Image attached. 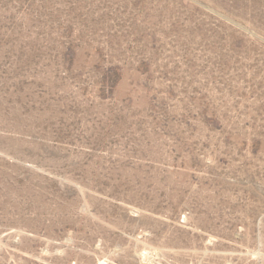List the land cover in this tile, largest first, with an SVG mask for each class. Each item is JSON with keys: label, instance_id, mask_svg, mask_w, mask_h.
Wrapping results in <instances>:
<instances>
[{"label": "rangeland", "instance_id": "obj_1", "mask_svg": "<svg viewBox=\"0 0 264 264\" xmlns=\"http://www.w3.org/2000/svg\"><path fill=\"white\" fill-rule=\"evenodd\" d=\"M0 264H264V0H0Z\"/></svg>", "mask_w": 264, "mask_h": 264}]
</instances>
